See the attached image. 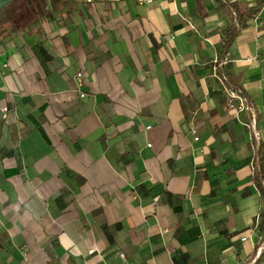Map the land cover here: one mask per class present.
<instances>
[{"label":"crops","instance_id":"crops-1","mask_svg":"<svg viewBox=\"0 0 264 264\" xmlns=\"http://www.w3.org/2000/svg\"><path fill=\"white\" fill-rule=\"evenodd\" d=\"M46 2L0 23V264L253 263L264 0Z\"/></svg>","mask_w":264,"mask_h":264},{"label":"built area","instance_id":"built-area-1","mask_svg":"<svg viewBox=\"0 0 264 264\" xmlns=\"http://www.w3.org/2000/svg\"><path fill=\"white\" fill-rule=\"evenodd\" d=\"M84 1L86 4L92 3V0H84ZM226 63L227 61L225 60L220 66L225 65ZM78 77H80V75H78ZM223 80H226V78L224 77ZM224 93H225V98L227 101L228 108L231 111L235 112L236 116L244 114V113H248L250 115L251 121L249 123H241V124L244 127H246L248 130H250V132L253 135V138L257 141L259 139L260 134L256 127V115H255L254 110L250 106L248 97L245 94H243L242 91L235 90L232 87L227 88ZM80 97L84 98L85 95L81 94ZM256 160H257L256 157H253L250 162V168L253 172L256 170V166H257ZM262 186L264 188V183H262ZM263 247H264V241L258 247L256 259L251 264H254L256 262L257 258L259 257V255L261 254L263 250ZM121 259L125 264H127L126 258L124 256H121ZM236 264H241V263H236Z\"/></svg>","mask_w":264,"mask_h":264},{"label":"rangeland","instance_id":"rangeland-1","mask_svg":"<svg viewBox=\"0 0 264 264\" xmlns=\"http://www.w3.org/2000/svg\"><path fill=\"white\" fill-rule=\"evenodd\" d=\"M48 1V0H46ZM55 1V0H53ZM43 0H14L11 4H9L1 13L0 23L12 18L13 16H18L19 18H23L30 11L37 12L38 14L41 11L46 12L48 9V2L42 3ZM32 8H35L34 10ZM57 5L53 2L52 9L55 11Z\"/></svg>","mask_w":264,"mask_h":264},{"label":"trees","instance_id":"trees-1","mask_svg":"<svg viewBox=\"0 0 264 264\" xmlns=\"http://www.w3.org/2000/svg\"><path fill=\"white\" fill-rule=\"evenodd\" d=\"M234 37H235V34L231 37L230 40H228L227 45H229L233 41ZM255 182L257 183V188L261 193V198L264 201V188L262 186V182H264V177H262V178L256 177Z\"/></svg>","mask_w":264,"mask_h":264},{"label":"water","instance_id":"water-1","mask_svg":"<svg viewBox=\"0 0 264 264\" xmlns=\"http://www.w3.org/2000/svg\"><path fill=\"white\" fill-rule=\"evenodd\" d=\"M14 0H0V14L1 12L13 2Z\"/></svg>","mask_w":264,"mask_h":264},{"label":"flooded vegetation","instance_id":"flooded-vegetation-1","mask_svg":"<svg viewBox=\"0 0 264 264\" xmlns=\"http://www.w3.org/2000/svg\"><path fill=\"white\" fill-rule=\"evenodd\" d=\"M2 13V12H1ZM0 16H1V14H0Z\"/></svg>","mask_w":264,"mask_h":264}]
</instances>
